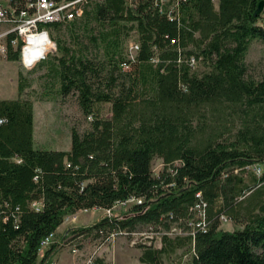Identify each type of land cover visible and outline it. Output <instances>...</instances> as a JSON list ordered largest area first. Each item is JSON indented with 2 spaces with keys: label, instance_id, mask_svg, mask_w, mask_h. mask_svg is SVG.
<instances>
[{
  "label": "trees",
  "instance_id": "1",
  "mask_svg": "<svg viewBox=\"0 0 264 264\" xmlns=\"http://www.w3.org/2000/svg\"><path fill=\"white\" fill-rule=\"evenodd\" d=\"M259 1L187 0L178 22L145 3L128 8L124 0L90 1L81 17L65 23L72 36L82 26L112 64L106 90L89 81L95 64L59 36L65 23L42 24L60 53L49 69L58 92L77 90L90 128L80 133L72 127L68 150L35 149L32 104L21 98L26 78L18 70L17 98L0 99V264H46L59 244L42 250L41 243L66 216L111 208L129 196L144 202L69 226L62 239H104L113 228L135 231L138 225L167 229L175 221L188 228L197 192L207 202V230L164 236L159 248L142 245L139 261L158 264L186 240V264H264V171L245 174V166L264 164V73L248 77L245 63L251 41H264V15H253ZM129 30L139 42L134 62L123 54ZM191 54L201 56L207 69H191L184 61ZM7 59L18 60V51ZM124 65L130 70L122 72ZM104 103L109 117L101 116ZM156 157L180 165L157 178ZM220 215L242 227L221 228ZM102 259L96 264H105Z\"/></svg>",
  "mask_w": 264,
  "mask_h": 264
},
{
  "label": "rangeland",
  "instance_id": "2",
  "mask_svg": "<svg viewBox=\"0 0 264 264\" xmlns=\"http://www.w3.org/2000/svg\"><path fill=\"white\" fill-rule=\"evenodd\" d=\"M262 13L264 15V10ZM94 27L95 25L93 24L92 28L96 30ZM59 36L66 46L73 50H79V53L84 58L91 60L95 64L97 74L89 73V81L94 87H100L106 90L108 75L112 71V64L104 56L102 48L89 39L88 33L82 26L77 27L74 36H72L68 30V25L65 23L60 29ZM131 41H137V34L129 30L126 33V41L123 47V54L125 56L128 44ZM59 56L60 53L56 47L55 50L48 53L44 60L35 64L30 70L26 69L19 59L16 61L0 58V99L17 98L18 79L16 71H22L26 78L21 98L28 100L32 104L34 124L33 146L35 149L68 150L71 146V128L75 127L80 133L90 128L91 118L82 113L78 103L77 90L72 89L66 95L60 94L58 92L59 84L56 78L49 72V69L55 65L57 57ZM245 63L247 66V76L253 79H259L264 73V41L259 39L251 41L245 55ZM130 68L131 66H123L121 71L125 72L130 70ZM206 69L207 65L202 61L194 68V70L199 72ZM113 72L118 76V82L121 83L124 78L119 76L121 73L120 70L116 68ZM113 91L116 92L117 87ZM100 111L103 117H109L111 115L110 107L107 103L101 104ZM161 164L162 160L160 158H154L152 162L154 176H157L163 170ZM261 167L263 172L264 164H261ZM251 170H245V174L249 175L253 173ZM120 213H123V211H116L117 215ZM220 227L225 230H233L241 228L242 224L230 219L227 221L221 220ZM185 229L188 230V228ZM135 231L138 232L137 235H118L113 241H108L102 247L100 257L103 258L102 260L105 264H111V262L112 264H143L137 257L138 249L142 246L143 241H147V237L151 236L148 234L150 230L147 226L138 225ZM139 233H143V236ZM99 241V236L89 235L82 236L76 242L81 243L80 246L86 254ZM131 241L134 243L132 244ZM115 242L117 243L115 244ZM148 243L157 248L161 247L162 244L157 239L151 241L148 239ZM190 255V247L185 240L182 246L164 255L158 264H186Z\"/></svg>",
  "mask_w": 264,
  "mask_h": 264
},
{
  "label": "built area",
  "instance_id": "3",
  "mask_svg": "<svg viewBox=\"0 0 264 264\" xmlns=\"http://www.w3.org/2000/svg\"><path fill=\"white\" fill-rule=\"evenodd\" d=\"M90 1L95 0H24V5L18 8L12 5L9 0H0V58L7 59L10 52L18 51V56L21 64L28 70L32 69L35 64L44 60L49 52L55 50L56 43L49 34V31L42 24L56 22L65 23L75 18L81 17L84 7ZM98 1V0H97ZM128 8H136L139 4H148L151 10L159 14L165 15L168 19L178 22L181 16V7L187 0H124ZM214 4L218 0H212ZM167 37V36H166ZM172 42H175L173 39ZM21 42V43H20ZM177 51L180 54L179 46ZM139 50V42L131 41L128 44L126 58L130 62H134ZM202 57L191 54L184 58V61L191 69L196 68ZM152 62H157L158 57L154 54L151 57ZM129 66V65H124ZM5 119L0 117V124ZM17 160V159H15ZM18 161V160H17ZM163 171L174 173L173 166L180 165L177 160L172 165H165L162 162ZM252 169V170H251ZM245 170H251L254 174L260 175L262 167L259 164H252L245 166ZM237 172V169H234ZM160 177V174L155 176ZM196 200L189 208V213L192 215L186 220L188 230L184 229L178 224L173 222L171 225L164 229L161 224L157 226L149 225L148 232L150 237L147 241H143L142 245H151L148 243L151 240H159L162 243L164 236L168 238L194 236L196 231L205 232L208 227L207 217V202L203 199L201 192L195 194ZM143 197L129 196L127 199L116 201L111 208L102 209L108 217L117 216L116 211L122 210L123 213L127 212L129 208L135 204H142ZM36 209L39 208V203H32ZM87 210V209H83ZM78 215L76 212L65 217V221L76 222ZM227 221L225 215L219 216V221ZM136 231H128L126 229L113 228L107 233L104 239H100L99 243L89 252L84 253L81 243L76 242L83 235H78L75 238H66L63 245L68 246L70 252L74 257L80 259V264H96V259L100 257L102 247L108 242L113 241L118 235H137ZM143 236V233H139ZM55 242V233H50L45 237L41 243L42 250L47 248L49 244ZM133 244L134 242L131 241ZM48 264H57V261L52 259Z\"/></svg>",
  "mask_w": 264,
  "mask_h": 264
},
{
  "label": "crops",
  "instance_id": "4",
  "mask_svg": "<svg viewBox=\"0 0 264 264\" xmlns=\"http://www.w3.org/2000/svg\"><path fill=\"white\" fill-rule=\"evenodd\" d=\"M16 73L18 77V71H16ZM33 133H34V125H33ZM101 212H103L101 208L79 210L76 212V214L78 215V219L76 222H70V221L64 220L58 226L55 232V242L59 244V248L57 249L55 253H53L50 256L46 264H48L49 261L52 259L56 260L57 264H80V259L78 257H74L72 253L70 252L69 248H67V246L62 245V242L65 240V239H62V234L65 231V229L69 226L84 225V224L89 223L90 221L94 220L97 216H99ZM116 243L117 242H115V244ZM138 250L139 252L137 254V257H139L141 253V250L140 249Z\"/></svg>",
  "mask_w": 264,
  "mask_h": 264
},
{
  "label": "water",
  "instance_id": "5",
  "mask_svg": "<svg viewBox=\"0 0 264 264\" xmlns=\"http://www.w3.org/2000/svg\"><path fill=\"white\" fill-rule=\"evenodd\" d=\"M263 10H264V0H260L256 6L253 15L257 16L258 14H261Z\"/></svg>",
  "mask_w": 264,
  "mask_h": 264
}]
</instances>
